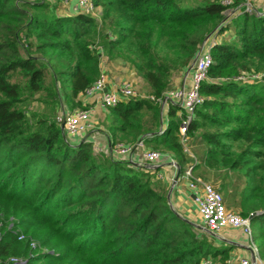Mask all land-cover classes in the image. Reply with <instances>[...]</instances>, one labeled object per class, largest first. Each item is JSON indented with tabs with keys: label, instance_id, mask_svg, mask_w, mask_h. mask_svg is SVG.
Returning <instances> with one entry per match:
<instances>
[{
	"label": "trees",
	"instance_id": "16d2710c",
	"mask_svg": "<svg viewBox=\"0 0 264 264\" xmlns=\"http://www.w3.org/2000/svg\"><path fill=\"white\" fill-rule=\"evenodd\" d=\"M91 1L98 20L59 15L47 0H0L1 264H228L233 246L180 217L149 170L97 155L91 141H67L56 117L67 103L83 107L100 73L98 46L108 60L128 63L159 100L209 35L231 30L211 49L204 102L187 136L202 130L206 169L244 181L251 210L240 215L254 214L264 235V213L255 215L264 211V9L246 12L241 0ZM244 73L259 78L237 80ZM35 102L46 111L30 113ZM160 106L121 101L105 111L102 131L111 142L144 138L172 155L180 177L188 160L178 107L159 134Z\"/></svg>",
	"mask_w": 264,
	"mask_h": 264
},
{
	"label": "built area",
	"instance_id": "2783aa9c",
	"mask_svg": "<svg viewBox=\"0 0 264 264\" xmlns=\"http://www.w3.org/2000/svg\"><path fill=\"white\" fill-rule=\"evenodd\" d=\"M51 3L52 0H47ZM236 0H219L223 6H231ZM244 10L246 12L252 11V2L255 0H241ZM70 0H62L64 5H67ZM76 14H84L99 19V11L94 6L91 0H76L75 3ZM217 32L209 35L201 45L199 52L195 58L192 67L185 73L189 75L187 86L184 84L179 88H173L164 93L163 97L156 100L153 96L139 91L133 83L124 82L116 91H106L107 75L101 69V65L105 59L101 47H96L100 53V73L96 81L89 87L82 97H91L99 94L97 104L100 109L106 111L109 108L115 107L121 101L130 98H144L151 101H158L162 108L167 103L178 107L180 125L178 127V134L180 143L184 146L187 142L188 127L195 118V111L203 102L204 97L200 93L201 84L207 80L208 70L212 65L211 49L219 43ZM258 75H247L244 73L238 77L237 80H253L258 79ZM56 123L60 126L67 141L76 143L79 141L88 140L90 133H92L96 125L92 121V109H61L56 117ZM164 131L161 125L159 133ZM90 141V140H88ZM92 142V141H91ZM92 148L95 154L104 155L116 161H128L134 163L135 159L140 158L146 163V169L155 170L163 160H168L171 167L175 168V161L171 156L164 155L160 151L149 149L145 143L144 138H141L133 143L111 142L108 138L106 146L92 143ZM186 152V149H184ZM188 181V188L193 192L194 203L200 216L203 228L213 234L219 233L221 230L229 228L239 230L244 236L250 240V220L242 217L239 213L231 211L226 208L222 195L215 189V187L206 181L195 179L192 176V167L185 170L182 175ZM159 177H161L159 175ZM23 236L19 237V240ZM31 247L35 245L31 243ZM251 251L250 257L239 258L237 261H228V264H264L259 256V252L253 241L249 245ZM26 261L16 258L9 259L10 264H24ZM1 264V261H0ZM202 264H214L208 258L202 261Z\"/></svg>",
	"mask_w": 264,
	"mask_h": 264
},
{
	"label": "crops",
	"instance_id": "0c3cea01",
	"mask_svg": "<svg viewBox=\"0 0 264 264\" xmlns=\"http://www.w3.org/2000/svg\"><path fill=\"white\" fill-rule=\"evenodd\" d=\"M52 1H53L52 4L55 7V12L57 14L59 15L76 14V11H75L76 0H70V2L67 5H64L62 3V0H52ZM49 3L51 2L49 1ZM252 6L254 7V9L262 11L264 9V0L253 1ZM232 13L233 12H230L229 14L231 15ZM231 34H232L231 30L224 32L223 34L217 37L218 41L220 42L223 39H229ZM101 69L107 75L106 91H116V89L124 82L133 83L134 86L138 90L141 88L142 85L144 86L141 78L137 75V73L133 70V68L130 67L128 63H126L125 61L121 59L108 60L105 57L101 65ZM183 79L185 80L183 84L187 86L188 81H189V75H187V73H184ZM143 93L147 94L146 92H143ZM98 97H99V94L93 95L91 97H81L80 101L82 102L83 106L92 109V121L96 125L94 131L90 133L88 140L95 142V144L101 145L102 147H105L107 137L102 131V126H101V122L103 121L105 111L100 109V107L98 106L97 104ZM171 106L173 105L170 103H167L164 106V108H162V105L160 106L161 115L163 116L161 119V122H162L161 125L164 124V127H163L164 129H165L166 122L168 119V111ZM177 115L179 117V110L177 112ZM160 127H159V130H160ZM202 133H203L202 130H199L192 137L187 136V142L183 146L184 149H186V152L189 153V155H191V157H194V158L196 157L197 163H200L202 161V158L205 152V147L200 140V135ZM178 137H179V134H178ZM179 141H180V138H179ZM147 147L149 149H152L151 146H147ZM190 149H193V150L195 149L194 150L195 155L193 152L190 151ZM164 155L168 156L169 154L164 153ZM170 156L172 157L171 154ZM133 165L135 167L146 168V163L140 158L135 159ZM190 166L193 168L192 165H188L187 168H189ZM204 169H206V167ZM149 171H150L149 174L152 176V181H156L159 183V185H156L157 189L161 190L162 188H168L167 195L170 191L169 202L173 206L174 208L173 210L180 217L182 216L183 219L191 223L190 216L192 214H191V210L189 209L195 203H194L193 192L188 188V181H186L183 176H180L178 177L177 182L175 184L173 183L175 175H176V169L170 166L168 160H163L160 164H158L155 170H149ZM207 172L211 173V177L207 176V178L203 179L200 176H195V179L210 182L218 192L221 186H223V182L220 181L219 178H222L224 182L226 183V188L228 189L227 190L228 192H230L229 189L232 187V185L233 187L236 188V186H234L235 179L234 181L232 180V174L226 173V172H215L211 170H208ZM159 175L161 177H159ZM192 176H193V170H192ZM217 177L218 179H216ZM235 178H237V176H235ZM239 184L240 185L238 186L240 187L239 188L237 187V189L239 192H242L244 190V181L243 180L239 181ZM225 206L227 209L240 214V212L233 210L229 205L226 204ZM229 231L235 233L236 236L230 237V238H227V237L222 238L215 234L217 237H214L220 245L233 246V250L230 252V258L228 261H237L239 258L250 257L251 251L249 249V245L251 243L249 245L246 244L245 246V243H243V240H242L243 239L242 233L239 230L229 229Z\"/></svg>",
	"mask_w": 264,
	"mask_h": 264
},
{
	"label": "rangeland",
	"instance_id": "374dc122",
	"mask_svg": "<svg viewBox=\"0 0 264 264\" xmlns=\"http://www.w3.org/2000/svg\"><path fill=\"white\" fill-rule=\"evenodd\" d=\"M183 75L184 74H180V75H177V76L174 77V79H173L174 80V82H173L174 88H179V87H181L183 85V82H185V80L183 79ZM139 91L146 92V89L142 85L141 88L139 89ZM67 107H68L67 109H69V110L88 109V107H84V106L83 107H74L73 108L71 103H67ZM45 111H46V109L44 108V106L40 105L37 102L33 103L29 107V112L30 113L38 114V113L45 112ZM148 144L146 143L147 146H150V144L149 145ZM194 150L190 149V151L193 152V153H194ZM194 155H195V153H194ZM186 158L188 160V165H192L193 166V177L194 178H195V176H200L203 179L207 178V176L211 177V173H208L207 172L208 170L204 169L205 166L203 165V161H201L200 163H197L196 162V157L195 158L191 157V155H189V153H187V152H186ZM186 166L184 167V169L187 168ZM235 176H234V174H232V180L234 181V179H235V181H236V182L234 181V186H236V188L233 187V185H232V187L229 189L230 192L227 191L228 189L226 188V183L224 182V180L222 178H219V180L223 182V186H221L219 192L222 195L223 202H224L225 205L226 204L229 205L233 210L238 211V212H242L243 215H244L246 212L251 210V204L244 201L245 200V198H244L245 191L244 190L242 192L238 191L237 187L238 188L240 187L238 185H240L239 181H241V180H239L238 178H235ZM216 179H218V177ZM153 184L155 186L159 185V183L156 182V181H153ZM230 193H232V194H230ZM172 209H174L173 206H172ZM189 210H191V214H192L190 216L191 223L193 225H195L196 227H199L201 229V227H203V225H202V222H201V219H200V216L198 214V211H197V208H196L195 204H193V206ZM248 217L249 216H247V218ZM249 227H250V231H251L250 238L253 241V243L255 244V246L257 247V249L259 251L260 258L262 260H264V249H263V247H264V235H263V229H262L259 221L257 219H255V218H252L250 220V226ZM201 230L204 231L203 229H201ZM216 235L219 236V237H222V238H225V237L230 238V237H235L236 236L235 233L229 231V228L221 230L219 233H216ZM242 238H243L242 239L243 243H245V246H246V244L249 245L251 243L250 239L248 237L244 236L243 234H242ZM217 243H218V241H217Z\"/></svg>",
	"mask_w": 264,
	"mask_h": 264
},
{
	"label": "water",
	"instance_id": "95a60500",
	"mask_svg": "<svg viewBox=\"0 0 264 264\" xmlns=\"http://www.w3.org/2000/svg\"><path fill=\"white\" fill-rule=\"evenodd\" d=\"M228 16H230V15H228ZM175 167H176V175H175V178H174V181H173L174 184L177 182L178 177H179V168H178V165H177L176 163H175ZM169 200H170V191H169V193H168V195H167V201H168V203L170 204ZM170 206H171V204H170ZM262 213H264V211H263V212H257V213H255V215H259V214H262ZM253 215H254V214H250V215H249V217H248L249 220L252 219ZM187 222H189V221H187ZM201 229L205 230L203 227H201ZM205 231H206V230H205ZM206 232L209 233L210 235H212L213 237H217V236H216L215 234H213V233H210V232H208V231H206ZM24 264H26V262H25Z\"/></svg>",
	"mask_w": 264,
	"mask_h": 264
}]
</instances>
